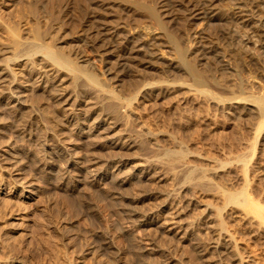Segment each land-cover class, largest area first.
Wrapping results in <instances>:
<instances>
[{
  "label": "rangeland",
  "instance_id": "374dc122",
  "mask_svg": "<svg viewBox=\"0 0 264 264\" xmlns=\"http://www.w3.org/2000/svg\"><path fill=\"white\" fill-rule=\"evenodd\" d=\"M192 1L0 0V51L6 24L28 39L39 31L131 100L110 127L114 148L89 133L111 118L84 80L71 86L38 55L11 64L15 80L7 71L0 84V264H264V115L246 100L264 96V0H210L203 17ZM162 28L186 49L208 97H182L194 82L180 67L143 50L125 57L143 30ZM44 73L72 97L56 102L35 81ZM20 88L27 101L10 108ZM180 147L182 160L165 155Z\"/></svg>",
  "mask_w": 264,
  "mask_h": 264
},
{
  "label": "bare ground",
  "instance_id": "6f19581e",
  "mask_svg": "<svg viewBox=\"0 0 264 264\" xmlns=\"http://www.w3.org/2000/svg\"><path fill=\"white\" fill-rule=\"evenodd\" d=\"M188 1H190V0H187V2ZM209 1L210 0H193L190 3L191 14L195 17H197V16L203 17L202 15L205 14V9H206L205 7H206V5H208L207 2H209ZM138 4L143 6L141 2H138ZM135 5H137V4H135ZM139 8H142V7L139 6ZM147 8L149 10H151L148 6H147ZM151 11H152L151 13H153L152 15H154V16L157 15L154 13L153 8ZM239 11H237V12H239ZM158 20H159V18H158ZM160 24L162 25V23H160ZM164 26H166V25H164ZM6 28H7L9 36H8L7 42L4 43V45L2 46L1 51H0V60L2 61L3 65H4L0 69L1 70V72H0V84H4V82L6 81L5 74L7 71H8V73H10V78H11L10 80L8 79L7 81L9 83H13V81L16 78L17 72L14 71V69L11 67V64L17 62V59L19 57H25L24 62L27 61V63H28V61L30 62L31 60H33V58H35L36 55L40 56L39 62L42 61L45 64V67L46 66L50 67V68H47V71L49 69L51 70V68H52L55 71H62L64 73H66L67 80L71 86H78L77 83L79 82V80H84L89 85L88 89L90 91L89 90L88 91L93 94V97H95V100L92 101V104H96V105L100 104L99 106H101L105 110H107V112L110 114L109 116L111 118V120H109L107 122H105V118H102L101 120L97 121V123L94 126H91V127L89 126L90 127V129H88V130H90L89 133H91V132L95 133L94 135L96 138L98 137V138L106 140L107 143L113 144L114 148L115 147H121V145H119V142L110 139L111 135L109 134V131H111L110 127L114 128L113 124L118 119H121L123 117L121 112H120L121 107H124V106L128 105L129 103H131V100H123V99L119 98L118 95H116L111 89L104 87L105 84L103 83V81L100 78H98L96 75H94L93 73L89 72L87 70V68L84 66V64L74 61L71 57H69L67 54H65L61 50L57 49V47L54 45L56 47L55 48L52 43H49V42L47 43L46 41L43 42L42 41L43 39L40 40L39 31L36 32L37 34L34 35L31 39H28V38H25L24 35L22 36L18 27L14 26V24L8 25V26L6 24ZM160 31H161V29H160ZM157 32H155L154 29L153 30L152 29L143 30L142 37L140 38V41L138 43L129 45L130 48H128V49L130 50L129 51L130 53H128L129 55H127V56L125 54V57H127V58H128V56H129V58L134 57L138 51L143 50V52H146V54L149 55V57H151L152 59H154L155 62L164 63L170 67H176V68L180 67L186 73H188L191 76V78L194 82V84H193L194 86L191 84L186 85L187 82H185L186 83L185 86H187V87H186V90H184L182 97L183 98L193 97V99H194L197 94H201V96L204 95V97L205 96L208 97V92L204 88L200 87L204 83V80H205L204 76L199 71V69L196 68L195 64L191 60L187 59L186 49L183 46H181L179 44V42L177 41V39L175 38V36H172V33L170 31L166 30L165 28H162L161 33H157ZM159 35H162L163 43H160V42L157 43ZM126 41H127V38H126ZM153 45H156V46L152 47ZM204 50H206L205 52H207L208 54L212 52L209 49V47H206ZM220 52L222 53V51H219L217 53H220ZM214 53H216V50H213V54ZM32 62H30V63H32ZM150 64L152 65V68H154L156 66V64H152L151 62H150ZM120 65L124 66V63L120 64ZM107 72H108V74H110L109 71H107ZM111 76L116 77L115 75H111ZM44 77H45V73H44V75L40 74L37 76V78H35V81L37 82V85H39L40 87L43 88V90H45L49 94H53L55 97L54 100L56 102L58 101V103H60L62 101H66L67 99L72 97V96H70V94L66 96L67 92L63 93V91H61L60 88H57L56 85L54 86V85L50 84L48 82V80H45L46 77L45 78ZM6 78H7V76H6ZM43 82H46V83L44 85L42 84L43 86H41V83H43ZM79 84H80V82H79ZM146 84L147 83H145L143 85H145V87H148V88L149 87L151 88L153 85L151 83V85L148 84V86H146ZM181 86H182V84H181ZM258 93H260V92H258ZM12 94H13V99L15 100V103H13L12 105H9L10 108H12L11 106H15L18 104L25 105L24 103H25V101H27L26 96H25L26 93L22 88H20L16 93L14 92ZM231 99H232V97H231ZM242 99H244V98H241V97H239L237 99L234 98V103L240 102ZM75 100H76V97H74L73 102H75ZM246 100L249 101L251 104V106L248 109L249 111H253L257 114L264 115V96H262V95H258V96L251 95ZM67 102H65V104ZM231 103H232V100H231ZM26 113L23 112L24 115ZM69 116H70L71 120H73L74 122L81 121V118L79 116L77 117V115L74 112L69 113ZM102 120H104L105 123ZM42 144H44V145L46 144L45 139L42 140ZM3 146H5V147H3L4 152L10 151L9 150L10 144H7V142H6L5 144H3ZM10 148H11V146H10ZM165 155H168V158H170L172 160L177 159L180 161V160H182V158L186 154H185L184 149L180 147L177 150L167 149L165 151ZM175 155H177V156L175 157ZM11 163L17 164L18 162L14 161ZM19 163H21V162L19 161ZM193 171H195L193 167H191L190 165L187 166V176H191ZM193 174H195V172ZM242 177H244V176H242ZM27 182H28V180H27ZM28 185H32V183H29ZM1 187H2V182L0 181V188ZM26 191L31 192L32 190L27 189ZM240 194L242 195V203L246 207H253V206L255 207L254 202L251 199H249V197L247 196V194L244 191H242ZM229 198L236 200L238 198V194H231V195H229ZM256 206H257V204H256ZM258 207L259 206H257V208ZM261 211H263V210H261ZM258 212H257V214H259V217L262 218L264 216V211L259 212V213ZM217 225H219V224H217ZM222 225H220V227L217 228L218 232H214V233H216L215 235L217 236V237L215 236V238H214L216 245H220V243H219L220 237L223 236V232L225 231V230L221 231V230H223ZM205 231H207V230H205ZM228 236H230V235L228 234ZM216 245H215V247H216ZM238 262H240V261H238Z\"/></svg>",
  "mask_w": 264,
  "mask_h": 264
}]
</instances>
